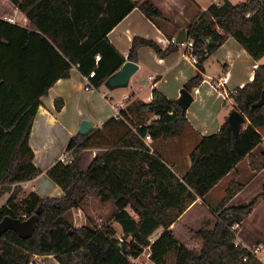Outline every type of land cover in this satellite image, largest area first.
Wrapping results in <instances>:
<instances>
[{"label":"trees","instance_id":"trees-1","mask_svg":"<svg viewBox=\"0 0 264 264\" xmlns=\"http://www.w3.org/2000/svg\"><path fill=\"white\" fill-rule=\"evenodd\" d=\"M122 1L121 13L111 18L108 24H103L101 31L94 33L96 30L91 32V29L99 27L102 19L88 18L84 25L90 34L88 40L80 44L82 35L76 36L73 47L61 48L68 61L59 76L69 74L71 63L77 64L84 74L96 68L93 82L100 87L125 62L111 45L108 32L136 7L155 24L158 20H166L152 0ZM9 2L32 18L28 9L30 0ZM66 4L69 8L70 0ZM78 8L80 6L73 1L74 20L70 22L69 16L61 17L65 11L63 7L57 18L58 24L64 28L67 21L70 30L80 33L83 25ZM228 37H234L255 60L264 56V0L239 3L224 0L198 13L187 26V40H193L199 71L184 88L192 91L201 84L204 62ZM8 40L17 41V38ZM142 46L152 47L162 57L178 48L171 43L163 50L155 41L137 36L132 42L130 60L137 59ZM100 51L105 60L96 67L93 58ZM56 80H43L40 95L45 94ZM0 82V89H5L6 83L1 79ZM263 92L264 64H260L253 80L230 93L235 102L234 109L247 117L240 133L235 136L226 119L219 131L204 135L191 152L190 169L181 179L159 155L150 153L145 137L150 134L153 140H157L182 136L188 122L187 111L182 110L177 100L154 89L150 102H138L131 108L137 114V120L122 110L121 118L112 117L104 124V130L110 131L127 119L131 127L116 141L107 144L111 145L108 150L97 155L86 169L81 166L83 151L94 141L102 140L103 131L94 129L70 139L66 151H73L72 162L59 160L47 172L64 191L61 197H42L35 191L25 193L18 185L13 187L41 173L33 162L34 152L29 144L33 117L40 103L38 95L30 105L23 126H0V197L10 193L0 207V221L6 216L22 220L33 215L38 217L31 237L23 239L13 230L0 236V264H31L35 255H53L60 264H133L130 258L139 257L145 248L150 249V259L155 264H167L166 255L172 250L176 252L175 264H264L253 256L244 261L248 252L235 245L230 231L252 211L255 199L245 204H223L214 211L198 201H204L205 196L262 142L259 129L264 127ZM63 106V99L55 101L57 111ZM151 114L158 118L149 121L146 117ZM233 186L240 189L242 184L232 182L228 197L222 203H227L237 192ZM87 195H95L117 207L114 219L121 224L122 237L111 224L75 227L70 222L69 211L81 207ZM127 207L138 214V220L128 213ZM160 228H163L162 233L151 241ZM190 237L200 242L199 248L186 243Z\"/></svg>","mask_w":264,"mask_h":264},{"label":"crops","instance_id":"crops-1","mask_svg":"<svg viewBox=\"0 0 264 264\" xmlns=\"http://www.w3.org/2000/svg\"><path fill=\"white\" fill-rule=\"evenodd\" d=\"M65 1L64 4L63 0H30L31 3L28 6L32 14L30 18L26 12L14 7L9 0H0L2 5L0 7V79L7 86L5 89H0V126L14 127L19 124L23 126L30 105L40 95L43 80L57 79L45 94L39 96L40 103L33 117L29 135V144L34 152L33 162L41 173L31 180L16 184L22 187L23 192L35 191L42 197L64 195L62 188L48 176L47 172L62 159L70 139L79 133L83 120L93 125L91 131L104 130V124L112 117H116L113 106L119 103L113 101H119L120 98L122 99L120 103L126 104L123 110L128 112L131 119L137 120V114L131 111L136 103L150 102L154 89L177 100L185 83L199 71L198 65L187 59L179 46L177 50L165 57L159 56L150 46H142L138 50L137 59L133 60L139 65V69L131 77L128 87L110 90L103 84L95 89L86 90L83 78L86 73L81 72L78 65L74 63H71L67 76H59L68 61L61 48L73 47L76 36L82 35L80 44L88 40L90 34L84 26L87 19L94 17L102 19L103 23L99 27L91 29V32L96 30L94 33H98L103 29V24H108L111 18L121 13L123 8L122 0H70L69 8L66 4L68 0ZM73 1L80 6L78 14L81 15L80 23L83 25L80 33L70 30L67 21L64 28L57 22L63 7L65 11L61 17L69 16V21L73 22ZM152 1L160 4L166 17L170 19L168 22L155 24L136 7L107 34L111 45L125 61L130 60L129 53L135 37L153 40L163 50L167 49L170 40L176 37L182 28L187 31L188 24L199 12L205 11L213 3L221 4L224 0H188L191 7L190 14L187 15L184 10L185 13L180 12V16L173 15L169 9L162 7L173 0ZM228 1L239 3L247 0ZM5 17L12 18L13 22ZM32 32L34 34L30 35ZM10 37H16L17 41H9ZM97 54L101 55V59L97 60L96 55L94 56L96 67L105 60L103 52L100 51ZM260 64H264V56L255 60L234 37H228L203 64L204 79L191 91L194 99L187 109L188 122L183 135L170 139L145 140L151 148L150 153L159 155L182 179L190 169V154L193 149L204 135L219 131L229 113L234 109L235 105L231 101L230 93L253 80L255 69ZM126 97L127 100H125ZM59 98L64 100V106L57 111L55 101ZM146 118L151 121L158 116L151 114ZM95 122L98 123L96 126H94ZM129 125L131 126L130 123ZM260 144L205 196L204 201L201 199L198 201L214 211L215 209L206 200L209 194L216 192L222 185L221 191L217 194L221 193L220 196L223 197L222 193L225 192L231 180L245 186L256 172L251 168L250 160ZM93 145L87 150L95 147ZM98 148L104 149L102 153L108 150V147L104 146ZM98 150H92L87 167L100 154ZM242 162L246 163L241 165ZM261 162L264 163V158ZM47 179L48 187L42 186V181ZM9 196L10 193L1 196L0 207L6 203ZM231 205H237V203ZM191 208L181 219L190 212ZM255 209L240 222V230H244L242 225L246 224V220L255 221L253 219ZM126 210L135 220H138V214L131 207H127ZM116 212L117 207L112 202H103L95 195H87L81 207L69 211L68 219L75 227L89 224L101 227L104 224H111L116 229L117 235L122 237L124 233L121 224L114 219ZM95 221L102 224L98 225ZM245 230L247 233L248 227ZM162 231L163 228L157 230L151 237V241H154ZM246 233L244 234L247 235ZM41 262V264H60L53 255L42 256Z\"/></svg>","mask_w":264,"mask_h":264},{"label":"rangeland","instance_id":"rangeland-1","mask_svg":"<svg viewBox=\"0 0 264 264\" xmlns=\"http://www.w3.org/2000/svg\"><path fill=\"white\" fill-rule=\"evenodd\" d=\"M154 3L156 5H158L156 2H154ZM162 7L163 8L165 7L167 10L169 9V11L173 15H177V16H180V12H183V13L186 12L187 15H189L190 10H191L190 9L191 8L190 3L188 0H173V1L169 2V4L167 3L166 5H163ZM160 9L162 10L161 7H160ZM184 10H185V12H184ZM162 12H163V10H162ZM163 15H164L166 20H158V22L165 23V22H168V20H170L166 17L164 12H163ZM205 65H207V64H205ZM108 93H110L109 90H108ZM230 98H231L232 103L235 105L234 99L232 98L231 95H230ZM120 100H122V99L120 98ZM120 100L119 101L116 100L113 102L120 103L121 102ZM128 122L129 121L126 119L125 121H123V124L120 125L119 127H113L112 129H110V131L102 130L103 131L101 134L102 140L100 139V140L94 141L93 146H95V147H92L88 150L86 149L83 151L82 163H81V166L83 169H86V167H87V161L90 160V154L92 153V150L93 149H96V150L99 149L98 151L100 154H98V155H102L103 154L102 151H104V149L100 150V148H98V147L111 146V145H107V144H111L112 142L116 141L127 128L131 127ZM97 124L98 123L95 122L94 126H96ZM259 131L263 137V140H262L263 142L257 147L253 158H251V160H250L251 168L256 170V172L253 174V178L245 186L242 185L240 189L239 188L237 189L233 186V189L235 190V192L236 191L237 192L227 203H222V201L228 197V194H229L228 188L231 186V183L234 182V180H231L229 185L226 184V186L228 185V187L225 190V192L222 193L223 197L220 196L221 193L217 194L219 191H221V189L223 187L221 185L218 188V190H216V192L209 194L206 198L207 202L215 210L219 207L222 208L223 204L224 205H228V204L231 205L232 203H234V204L237 203V205H238V204L248 203L253 199L256 200V203L252 209V211H253L254 208H256L255 212L253 214L254 215L253 219H255V221L251 222V220H246V224L242 225V227H244V230L238 229V236L240 237V239L245 244H247L250 247H255L257 245H262L264 247V163L261 162V161H263V158H264V152H263L264 151V127L260 128ZM97 145H101V146L97 147ZM245 163L246 162H242L241 165H244ZM48 179L50 181V178H48ZM48 179L42 181V183H41L42 186L48 187V185H49L47 182ZM21 196H22V194L19 195V197H21ZM232 200H233V202H231ZM1 201H2V198L0 197V202ZM248 215H246V217L243 220H245ZM95 223H97L98 225L102 224V223H99L98 221H95ZM247 227H248L249 232L247 231V233H246L245 229ZM244 233H246L247 235H245ZM119 236H121V235H119ZM186 243L189 246L194 247V248L200 247V242L192 239L191 237L187 239ZM260 256L264 259V252H262L260 254ZM130 260L133 262V264H155L150 259L149 248H147V249L145 248L144 252L139 257L130 258ZM175 262H176V252L174 250H172L166 255V263L167 264H175ZM41 263L42 262L39 261L35 264H41ZM31 264H34V263H31Z\"/></svg>","mask_w":264,"mask_h":264},{"label":"water","instance_id":"water-1","mask_svg":"<svg viewBox=\"0 0 264 264\" xmlns=\"http://www.w3.org/2000/svg\"><path fill=\"white\" fill-rule=\"evenodd\" d=\"M186 40L187 31L185 28H182L176 36V41L177 43H183ZM138 69L139 65L135 61L126 60L116 72L107 77L104 84L110 90L128 87L131 77ZM193 99L194 97L191 91L187 90L186 88H183L181 90L180 97L177 99V102L181 106L183 111H187V109L193 102ZM227 120L234 135L237 136L240 133L243 124H245V122L247 121V117L238 109H233L229 113ZM92 126L93 125L89 121L83 120L81 123V127L79 128V133L83 135L88 134L91 131ZM38 212L40 211L38 210ZM37 221V215H33L24 220L20 218H13L11 216H6L0 221V236L8 230H13L21 238L27 239L33 235L35 224L37 223Z\"/></svg>","mask_w":264,"mask_h":264},{"label":"built area","instance_id":"built-area-1","mask_svg":"<svg viewBox=\"0 0 264 264\" xmlns=\"http://www.w3.org/2000/svg\"><path fill=\"white\" fill-rule=\"evenodd\" d=\"M6 18V17H5ZM8 19V18H6ZM9 21L13 22V19L12 18H9L8 19ZM171 43H174L176 44L177 46L181 47L184 51L183 55L189 59L193 64H197L198 63V55L195 54L194 52V44H193V40H186L185 42L183 43H177L176 41V37L172 38L170 40V44ZM96 59L97 60H100L101 59V55L100 54H97L96 55ZM95 73H96V68L93 69L91 72H89L88 74L84 75V81H85V89L86 90H92V89H95L96 85L95 83L93 82V79L95 78ZM223 81V80H222ZM224 82V81H223ZM223 84V83H222ZM125 100H127V97L125 98ZM114 109H115V116L117 118H121V111L126 107V104L125 102H122V103H119V104H116L115 106H113ZM145 140L146 141H151L152 140V137L150 134H148L146 137H145ZM73 151L70 150V151H66L65 154L63 155L62 157V161L64 163H71L72 162V159H73ZM16 185V184H15ZM13 185V186H15ZM240 227V224L236 223L232 228H231V234L234 236L235 238V245L239 246V247H242L244 249L247 250L248 254L243 258L244 261H247L249 256H253L255 259L259 260L260 262L264 263V259L260 256V254L262 252H264V247L262 245H257L255 247H250L248 246L247 244H245L241 239L240 237L238 236V229ZM42 260V256L40 255H35L32 259V262L31 263H37L39 261Z\"/></svg>","mask_w":264,"mask_h":264}]
</instances>
